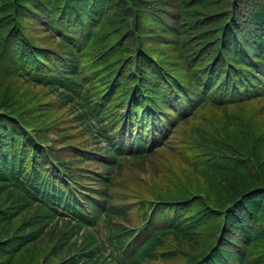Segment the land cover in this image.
I'll use <instances>...</instances> for the list:
<instances>
[{
    "label": "trees",
    "instance_id": "obj_1",
    "mask_svg": "<svg viewBox=\"0 0 264 264\" xmlns=\"http://www.w3.org/2000/svg\"><path fill=\"white\" fill-rule=\"evenodd\" d=\"M0 264H264V0H0Z\"/></svg>",
    "mask_w": 264,
    "mask_h": 264
},
{
    "label": "bare ground",
    "instance_id": "obj_2",
    "mask_svg": "<svg viewBox=\"0 0 264 264\" xmlns=\"http://www.w3.org/2000/svg\"><path fill=\"white\" fill-rule=\"evenodd\" d=\"M128 95V94H127Z\"/></svg>",
    "mask_w": 264,
    "mask_h": 264
}]
</instances>
